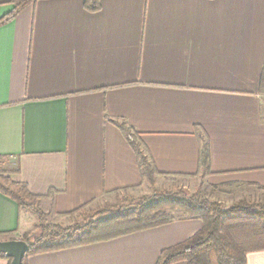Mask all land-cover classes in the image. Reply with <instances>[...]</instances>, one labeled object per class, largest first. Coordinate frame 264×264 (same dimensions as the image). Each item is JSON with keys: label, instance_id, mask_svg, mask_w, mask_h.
Wrapping results in <instances>:
<instances>
[{"label": "crops", "instance_id": "1", "mask_svg": "<svg viewBox=\"0 0 264 264\" xmlns=\"http://www.w3.org/2000/svg\"><path fill=\"white\" fill-rule=\"evenodd\" d=\"M10 1L0 0V19ZM84 2L40 0L0 25V168L42 197L47 222L68 227L64 220L77 217L68 214L145 185L135 153L106 118L140 135L162 174L157 185L203 181L244 191L246 200L263 191L264 0H100L97 12ZM205 140L209 174L199 175ZM35 223L0 194V241L23 240ZM202 226L179 213L27 264H157ZM245 259L264 264V250Z\"/></svg>", "mask_w": 264, "mask_h": 264}, {"label": "trees", "instance_id": "2", "mask_svg": "<svg viewBox=\"0 0 264 264\" xmlns=\"http://www.w3.org/2000/svg\"><path fill=\"white\" fill-rule=\"evenodd\" d=\"M38 1L40 0H11V11L0 19V25L9 23L23 8ZM99 2L100 0H85L84 7L90 12H97ZM259 94L264 95V67L259 80ZM106 121L121 132L135 153L142 183L154 189L156 178L162 174L156 171L140 141V135L124 121H112L108 118ZM195 131L198 135L200 130L196 128ZM209 160L210 153L205 140L199 151V175L209 174ZM0 194L37 219L36 232L23 238L29 245V251L22 264H27V259L36 254L107 241L169 224L176 219L177 212L184 217L201 220L202 229L187 242L162 251L157 264H246L245 257L248 253L264 250V211L253 210L254 207L244 201L224 210L220 205L202 200L196 194L154 191L152 196L141 197L130 207L124 206L127 203L125 200L90 213L83 206L68 216L78 215L84 221L62 227L47 222L46 215L39 207L42 197L32 195L25 184L13 182L1 168ZM96 213L111 215L94 221L92 216ZM0 258L7 260L8 264L11 262L3 255Z\"/></svg>", "mask_w": 264, "mask_h": 264}, {"label": "rangeland", "instance_id": "3", "mask_svg": "<svg viewBox=\"0 0 264 264\" xmlns=\"http://www.w3.org/2000/svg\"><path fill=\"white\" fill-rule=\"evenodd\" d=\"M196 181H172V180H165V182H161L158 185L155 184V188L151 189L147 184H145L142 188L136 191H124L119 192L113 195H110L106 197L104 200L96 202L95 204L89 205L85 211L88 213L93 211H101L104 210L106 206L115 205L121 200L127 201V203L124 205L125 207H130V205H135L139 198L141 197H150L154 194V191L157 192H165V193H179L185 194V195H197L202 200H208L209 202L216 203L222 207L224 210H228L233 207L234 204L244 201L247 204L252 205L254 208L253 210H262L264 211V190H252V192H249L248 200L240 199L243 197L241 195L244 191H229L227 192L226 189L218 188V189H210L207 185L204 184L202 181H197V188H195ZM230 190H233L230 188ZM180 212L175 213L179 214ZM111 214L110 213H96L92 216V220L98 221L101 218H107ZM34 218V217H33ZM73 218V219H72ZM35 219V218H34ZM84 220L81 216H74L71 217V219H65L64 223L62 225H68L70 224H76V223H82ZM37 223H35L34 226H31V230L29 231V234L36 232Z\"/></svg>", "mask_w": 264, "mask_h": 264}, {"label": "water", "instance_id": "4", "mask_svg": "<svg viewBox=\"0 0 264 264\" xmlns=\"http://www.w3.org/2000/svg\"><path fill=\"white\" fill-rule=\"evenodd\" d=\"M29 251V245L23 240L0 241V255L10 259V264H22Z\"/></svg>", "mask_w": 264, "mask_h": 264}]
</instances>
